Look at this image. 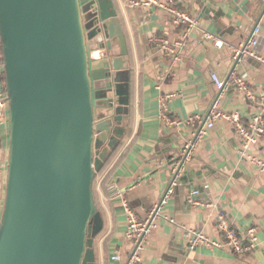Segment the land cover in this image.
<instances>
[{"label": "crops", "instance_id": "crops-1", "mask_svg": "<svg viewBox=\"0 0 264 264\" xmlns=\"http://www.w3.org/2000/svg\"><path fill=\"white\" fill-rule=\"evenodd\" d=\"M124 1L113 0L130 57V115L121 147L110 163L113 189H107L106 198L97 188L105 224L97 240L95 264H119L111 258L115 251L123 259L129 254L133 241L124 236L122 198L139 217L159 202L171 178L170 164L180 158L184 141L190 132L206 128L209 108L218 96L211 72L223 80L228 78L232 47L245 41L255 25L260 27L264 57V0H176L199 19L185 39L179 60L164 55L154 42L156 37H178V28L168 14L156 7H126ZM204 32L220 38L222 45L215 46ZM240 69L264 101V63L247 56ZM218 98L222 110H237L243 120L260 109L264 117V102L248 100L237 88H227ZM162 103L164 112L178 120L197 116L194 125L168 124L159 116ZM241 143L224 117L203 134L171 197L159 206L160 216L173 220L160 217L142 252L144 264H264V174L246 156L263 155L264 138L250 145L244 155L239 152ZM7 160L8 123L0 124V210ZM193 189L205 205L187 201ZM218 212L239 232L250 225L257 227L256 246L251 251L236 254L223 246L208 245L189 248L184 229L193 227L217 236Z\"/></svg>", "mask_w": 264, "mask_h": 264}, {"label": "water", "instance_id": "water-1", "mask_svg": "<svg viewBox=\"0 0 264 264\" xmlns=\"http://www.w3.org/2000/svg\"><path fill=\"white\" fill-rule=\"evenodd\" d=\"M0 42V264H95L103 220L92 182L128 125L130 57L117 9L113 0H0Z\"/></svg>", "mask_w": 264, "mask_h": 264}, {"label": "built area", "instance_id": "built-area-1", "mask_svg": "<svg viewBox=\"0 0 264 264\" xmlns=\"http://www.w3.org/2000/svg\"><path fill=\"white\" fill-rule=\"evenodd\" d=\"M126 7H139L144 10L152 7L159 8L165 11L171 22L178 28V37L170 39L168 37L154 38L155 44L164 53L173 60H179L180 50L185 44V39L190 32L194 30L198 24L199 19L189 10L180 6L176 0H125ZM204 36L211 40L215 46H221L222 41L210 32H204ZM262 36L260 35V27L255 25L249 37L235 45L231 49V59L235 61L233 68L230 70L229 76L226 80L221 79L216 72H211L210 76L218 89V96L212 102L209 108L206 128H202L196 132H190L182 147L180 158L170 164L171 178L169 184L164 191L162 198L157 204H154L147 212L146 216L139 217L134 212L126 198L121 200V208L125 217L124 236L133 241V247L129 254L123 259L119 251L112 253L111 258L119 264H144L142 252L145 249L147 240L151 237L152 232L160 223V217L166 221L173 219L163 215L160 216L159 206L165 205L171 197L175 187L179 183V178L185 170L186 165L191 159L193 151L199 142V139L205 134L213 122L219 118H227L233 125L236 134L241 139L242 148L239 152L246 154V150L250 145L256 144L260 139L264 138V117L262 109L254 112L247 120H243L237 110H222L219 107V96L229 87H234L241 90L248 100L263 104V97L246 81L243 77V71L240 69L241 62L247 56H253L264 63V57L261 55L262 51ZM163 109L159 113L168 124L184 123L188 126H193L197 116H189L184 120H178L170 117L164 112L165 103H162ZM8 123V101L6 94V87L4 82V63L2 56V46L0 42V124ZM250 161L258 168L259 172L264 174V154H250L246 155ZM105 173V172H104ZM103 175L96 176V188H100V182ZM107 189H113V185L109 183ZM198 190L193 189L187 196V201L191 205H205L207 202L197 197ZM215 227L217 236H209L202 230L197 228H186L183 234L187 240L190 249L199 245H208L211 247H226L228 250L236 254H245L251 251L256 246L257 227L250 225L245 228L244 232H239L231 226L230 222L222 212L216 215Z\"/></svg>", "mask_w": 264, "mask_h": 264}, {"label": "trees", "instance_id": "trees-1", "mask_svg": "<svg viewBox=\"0 0 264 264\" xmlns=\"http://www.w3.org/2000/svg\"><path fill=\"white\" fill-rule=\"evenodd\" d=\"M130 112V110H129ZM128 115H130L128 113ZM121 144L122 142H120L116 148L114 150L111 151V153L109 154V156L107 157V159L104 161L103 165L101 166V168L99 169L98 172H96V175L93 179V182H92V191H93V195H94V199H95V203L102 215V220H103V225H102V228L101 230L96 233L94 235V250L96 251V245H97V240L99 239L102 231H103V228H104V224H105V219H104V212H103V208L101 207V204H100V201H99V195H98V189L96 188V176H100L102 174L103 175V178L100 182V189L101 191L103 192L104 196L107 198L109 196V192L107 190V185L108 183L110 182V176H111V171H112V168L110 169L111 167V159L113 158V156L115 155V153L118 151V149L121 147ZM105 172V173H104ZM2 209V207H1ZM0 214H1V210H0ZM95 262H97V257H96V253H95Z\"/></svg>", "mask_w": 264, "mask_h": 264}]
</instances>
